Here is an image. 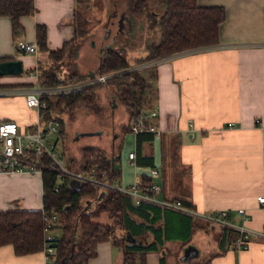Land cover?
Listing matches in <instances>:
<instances>
[{
    "label": "crops",
    "instance_id": "1",
    "mask_svg": "<svg viewBox=\"0 0 264 264\" xmlns=\"http://www.w3.org/2000/svg\"><path fill=\"white\" fill-rule=\"evenodd\" d=\"M194 2L224 7L218 46L176 54L150 66V80L143 76L149 86H155L153 104L141 113L154 110L156 114L146 119L161 132L139 144L133 134L134 148L128 152H135L140 179L147 168L159 170V198L179 199L200 212L226 209L233 222L239 220L235 210L244 208L250 214L247 225L264 231V202L257 200L264 194V0ZM33 4L32 15L19 17L22 30L17 34L12 33L10 18L0 16V57L19 58L23 67L34 69L39 54L24 53L17 45L36 43L35 24L43 23L48 48H60L73 36L76 0H33ZM104 40L111 44L108 37ZM71 46L76 48L79 62L82 42ZM34 81L33 70L26 77L0 78V83L10 84ZM6 119L29 124L35 120V112L21 95L0 97V121ZM104 142L105 155L119 159L118 139L115 145ZM80 161L81 150L68 159L74 167ZM18 208H42L39 173H0V210ZM158 208L155 227L162 242L145 253L146 264H264V237L254 235L246 248L235 250L230 238L221 239V226L207 225L178 210ZM153 237L147 231L145 240L141 238L151 242ZM190 249L192 254L185 253L189 257L182 260L184 251ZM95 250L86 264L121 263L119 243L101 240ZM0 264H43V255L41 250L16 254L10 244H4Z\"/></svg>",
    "mask_w": 264,
    "mask_h": 264
},
{
    "label": "trees",
    "instance_id": "2",
    "mask_svg": "<svg viewBox=\"0 0 264 264\" xmlns=\"http://www.w3.org/2000/svg\"><path fill=\"white\" fill-rule=\"evenodd\" d=\"M112 0L113 9L109 16L118 13L120 8L128 9L133 15L141 17L147 5V0ZM164 8L160 12L146 10V18L151 19L158 27L157 39L151 41L147 47L145 57L137 58V62L161 58L166 55L195 51L217 45L218 27L224 20L225 10L223 6L197 5L194 0H162ZM147 8V7H146ZM127 10V11H128ZM35 12L33 0H0V16H8L11 21L12 33L17 34L22 30L19 17L32 15ZM151 17V18H150ZM74 12L73 36L64 41L60 48L50 49L46 40V25L35 24V41L38 51L46 53L50 60H62L67 53L70 41L76 38L83 39L89 33L87 18ZM146 21V19H145ZM82 37V38H81ZM107 45V41L103 43ZM76 49V48H74ZM99 61L93 75L112 74L106 80L90 86L62 92L53 96H44L47 107L43 111L46 116L55 115L59 124L58 134L61 136L63 119L56 115L57 110L67 109L72 116V110L76 106H87L95 108L97 104V89L100 85L112 88V94L122 103L134 121L142 113L141 104L149 89V82L141 74L140 70H129L131 67L120 49L113 46H102L98 48ZM9 57H0L8 59ZM40 58L36 60V69H39ZM39 81L43 85H56L72 82L79 77L87 78V74L72 72L67 77H58L53 67L44 68L38 72ZM90 76V75H88ZM7 85V84H6ZM9 86L29 85L28 83L8 84ZM0 86L2 84L0 83ZM116 98V99H117ZM116 106L119 103L114 101ZM95 111V110H94ZM98 111V110H97ZM58 114V113H57ZM136 135V143L149 139L152 133ZM93 146H85L81 149V160L84 166L109 161V157L102 151H97ZM117 161V156H112ZM42 208L41 209H8L0 210V246L10 244L16 254H26L40 251L44 243V219L46 214H56L55 224L62 228V237H54L53 264H86L87 260L96 253L95 245L101 240H112L119 243L122 250L120 264H146L145 253L155 250L161 244L162 239L156 234L155 223L159 216V208L152 203L141 202L134 204L130 197L125 194L108 191L88 207L86 200L97 197V190L89 184L70 186L64 183L58 190L54 189L57 179L56 170L45 166L42 174ZM144 182L150 181L147 174H142ZM165 208V207H164ZM107 212L110 222H95L91 217L96 212ZM184 214V213H183ZM133 215L140 218L136 221ZM61 222V224H60ZM207 224V223H206ZM209 225V224H207ZM53 226V227H54ZM221 228V239L226 236L231 241L234 236L232 229ZM116 229L119 233L117 234ZM150 231L153 234L151 242H145L144 234ZM129 232V238H126ZM157 236V238H156ZM142 237V238H141ZM77 240V241H75ZM145 240V239H144ZM223 240V239H222Z\"/></svg>",
    "mask_w": 264,
    "mask_h": 264
},
{
    "label": "built area",
    "instance_id": "3",
    "mask_svg": "<svg viewBox=\"0 0 264 264\" xmlns=\"http://www.w3.org/2000/svg\"><path fill=\"white\" fill-rule=\"evenodd\" d=\"M17 46L24 53L38 55V48L35 42H22ZM174 55L176 53L147 60L145 63L131 66L129 70H139L146 66L155 65L159 61L169 59ZM33 74L35 81L30 85L0 86V96L21 95L24 97L26 106L35 112V120L29 124H21L11 119L0 121V173H39L41 175L44 167L50 166L57 173L54 185L55 190H58L64 183H68L70 186L89 184L96 188L97 195H100L101 192L105 194L108 191H116L130 197L134 204L147 202L178 210L184 214L199 217L209 225L232 229L234 236L230 245L235 250L246 248L254 235L264 237V231L255 230L247 225L250 214L244 208L235 210L239 220L238 222H233L229 219V212L226 209L200 212L183 204L179 199L159 198L158 194L161 191V186L157 181L159 170L155 167H150L147 172L150 181L144 182L136 174L133 183L127 187H122L119 180V168L115 165L116 161L111 159L112 156H108L110 159L104 164L96 162L84 166L81 160L74 167L68 161L66 162L63 159L62 150L60 152L57 147L60 137L58 134V121L55 115L46 116L44 114L43 111L47 107V102L43 97L90 86L106 80L112 74L92 75L83 81L65 82L56 85L41 84L36 65L33 69ZM155 114L154 110L147 114H141L136 120L129 123V130L134 135L139 133L160 134L161 130L146 119L147 116ZM127 156L129 162L138 167L135 161V152H128ZM257 200L264 202V194L258 195ZM56 217L55 213L43 216L45 222L44 243L41 248L43 264H53L54 247L52 242L54 235L51 230L55 224Z\"/></svg>",
    "mask_w": 264,
    "mask_h": 264
},
{
    "label": "rangeland",
    "instance_id": "4",
    "mask_svg": "<svg viewBox=\"0 0 264 264\" xmlns=\"http://www.w3.org/2000/svg\"><path fill=\"white\" fill-rule=\"evenodd\" d=\"M185 1L191 2V0ZM111 2L112 0H76L75 12L77 14V22H79V13L82 17L87 18L86 22L89 27L88 35H86L84 39L76 38L74 41H70L68 51L60 61L50 60L46 53L38 51L41 60L38 72H41L50 65L53 67L58 77H67L70 73L79 71L81 74H87L88 78L89 73L91 71L93 72L97 67V53L101 44L104 47L113 46L114 48L120 49L130 66L145 63L144 60L138 63L137 58L146 56L147 45L151 41L157 39L158 33V27L156 24H153L152 18H146V10L151 12L162 11L164 8L162 0H147V8L145 7L143 20L141 17L131 14L128 9L123 8H120L117 14L114 12V15L110 17L109 12L113 9ZM120 4L121 6L124 4L122 0ZM120 18H122V25L118 27V20ZM105 37L109 38L111 44H103L106 42L104 40ZM79 42H82L80 48L82 52H80L81 56L78 62L76 61L77 51L71 45ZM91 42H93L94 47H91ZM95 60L97 64L94 62ZM150 66L139 69L141 74L144 76L146 75L147 78L149 77V80L153 74V67ZM91 67L92 69H90ZM31 70H33L32 66L23 67L21 74H4L1 75L0 78H3V80H10L15 77H26ZM83 80H85V78L79 77L71 83ZM1 84L2 86H9L8 84L10 83L4 82ZM150 85L148 91L150 94L146 93L141 104V109L144 111L149 110L153 104L151 96L153 95L155 86L152 83ZM112 92L111 87L100 85L97 89L98 105H95V108L92 109L81 104L72 110V116L70 115L71 111L69 112L67 109L57 110L58 114L56 113V115H59L63 119V124L61 126L63 133L58 139L57 147L60 152L63 148L61 153L63 159L67 162L70 156L74 158L82 147L85 146H93L95 149H98L97 151H102L105 154L107 151L103 148L101 142L105 141L104 143L115 145L114 141L118 139L120 158L116 161L115 165L119 168L120 185L122 187H127L133 183L136 173L138 175L141 174V170L127 159L128 151L134 148L133 133L128 128V122L131 118L129 117L126 107L118 102V98L115 97ZM114 101L119 103L117 109L115 108L116 105L114 106L113 104ZM148 170L147 168V171ZM91 220L105 223L110 222L111 218L107 212L103 211L94 213ZM51 231L57 239L62 237V228H60V225L56 224ZM116 232L117 234L119 233L118 229H116Z\"/></svg>",
    "mask_w": 264,
    "mask_h": 264
},
{
    "label": "water",
    "instance_id": "5",
    "mask_svg": "<svg viewBox=\"0 0 264 264\" xmlns=\"http://www.w3.org/2000/svg\"><path fill=\"white\" fill-rule=\"evenodd\" d=\"M122 25V18H120L118 20V27H121ZM93 45V42L91 43ZM23 71V64H22V60L19 58H8V59H2L0 60V76L4 75V74H21ZM114 106L116 105L115 102L113 103ZM91 134V133H90ZM103 193L101 192L100 195H97V197H95L92 201L91 200H86V204L88 205V207H92L94 206L93 201H97L101 195ZM129 232H126V238H129ZM77 241V240H75ZM192 249L190 250H185L184 254L181 256L182 260H186L189 255H185L186 254H192L191 252Z\"/></svg>",
    "mask_w": 264,
    "mask_h": 264
}]
</instances>
